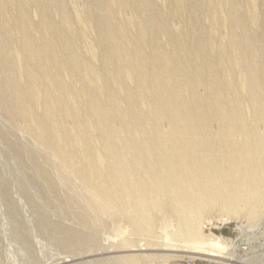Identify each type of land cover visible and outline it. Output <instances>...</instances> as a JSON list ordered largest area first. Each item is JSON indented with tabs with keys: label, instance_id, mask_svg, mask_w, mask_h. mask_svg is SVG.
<instances>
[{
	"label": "bare ground",
	"instance_id": "1",
	"mask_svg": "<svg viewBox=\"0 0 264 264\" xmlns=\"http://www.w3.org/2000/svg\"><path fill=\"white\" fill-rule=\"evenodd\" d=\"M48 1L44 11L58 14L62 31L60 23H56L57 28L49 16H40L37 10L40 18L36 21L30 0H0L4 17L0 28V98L16 99L15 108L7 102L11 112L20 113L23 127L39 147L50 153L65 175L73 176L77 189L86 193L85 203L93 206L89 211L94 213L84 218L96 225L103 217L107 221L124 219L133 227V235L148 238L144 243L148 249L227 246L229 242L212 232L204 233V228L215 225L212 215L222 214L227 220L248 215L253 222L264 210L260 209L264 203H259L264 201V133L258 128L264 123V70L255 46H251L256 44L255 38L237 32L243 22L233 12L234 1L204 0L211 30L216 34L220 32L216 27L222 23V29L226 24L231 38L227 36L223 42L219 37L221 41L213 40L207 50L198 44L192 50L198 25L187 20L194 11L187 0H170L172 9L160 20L154 16L162 10L157 3L152 13L156 20L150 27L144 24V10L152 3L100 0L101 27L108 29L104 42L111 52L103 55L99 68L87 62L88 56L99 61L100 55L97 43L89 41L93 15L87 6L84 13L80 12L83 8L73 12L68 2L74 4L75 0ZM250 1V22L257 24L256 0ZM34 4L33 9L41 7L40 1ZM126 9L133 12L130 19L121 16ZM181 11L186 15L181 17L183 30L178 32L179 26L172 33L170 21L181 16ZM72 19L80 25V33L69 24ZM152 36L158 43L150 41ZM72 37L89 39V49L85 44L87 57L77 54L78 44H67ZM185 58L188 66L179 63ZM189 79L204 87L203 95L199 92L200 97L195 96L196 88L192 94L194 86L191 84L189 90L185 83L191 82ZM195 99L200 101H196L198 105H192ZM214 117L219 123L217 132L209 125ZM118 120L124 125L121 130L115 125ZM169 213L177 221L173 225L167 220L166 224L174 228L156 236L157 217ZM137 241L132 236L106 248L129 251L140 246ZM203 253L209 261L222 263L213 258L217 254ZM183 257L157 252L108 259L111 264H171ZM229 257L230 261L236 258L233 253ZM229 262L224 263L232 264Z\"/></svg>",
	"mask_w": 264,
	"mask_h": 264
},
{
	"label": "rangeland",
	"instance_id": "2",
	"mask_svg": "<svg viewBox=\"0 0 264 264\" xmlns=\"http://www.w3.org/2000/svg\"><path fill=\"white\" fill-rule=\"evenodd\" d=\"M30 1L32 3V5L30 4L31 9L33 10L31 11V14L34 12L35 15L33 14V16L35 20L37 19L36 21H38V18H40L38 14L40 16L47 15V17L49 16V18L51 19V21H53V23L55 22V24L57 23L58 25L60 23L59 30L60 31L63 30L64 25H62L61 18L58 16V14L45 13L44 7H46V4L48 5L49 3L48 0H34L35 2L40 1L41 3V7L34 9L32 7H34L35 2L33 0ZM66 1L68 2L69 0ZM78 1H80V3ZM78 1L75 0L76 3L74 4L72 3L74 1L71 2L69 1L68 7H70V11L73 10V12L74 9L75 11H79L83 8L84 10L80 11L82 13H84V11H86V9L88 8L87 10H89L92 13L93 21L92 23L90 22L91 25L89 27V33L92 34L91 35L88 34L91 40L85 38L86 40L85 41L83 38H81L82 40H80L79 39L80 37L78 39H76V37H72L73 39L69 38L67 44L68 42L69 43L71 42V44H78L80 46V49H78L77 54L80 56L83 55L82 57L84 56L87 57L88 49L90 46V43L87 41L89 40L95 42V44L97 43L96 44L98 45L97 52L100 54L97 57V60L99 61H96V58L94 60V58L92 57H90L91 59H89L88 56L87 62L92 65L96 64L95 66H97L98 68L99 66L102 67L103 55L107 54V51L109 55V53L111 52V48L110 47L108 48L104 42V38L108 35V29L106 27H101V23L104 17L103 14L99 11L97 6L100 0H82L83 4L81 3V0ZM162 1L144 0V2L152 3L151 8L150 6H148L149 8H146V10H144L145 11L144 14L146 15L144 17V24L146 26L148 25L147 27L152 26L153 22L156 20V17L157 20L163 19L164 17L166 18L169 11H171L172 9V7H170L171 1L170 0H166V1L162 0ZM187 1L191 7V10H194L191 12V14L193 13L192 16L190 15L187 20L191 21V23L195 21L196 22L195 27L198 25L195 28L197 29L195 32L197 36L196 39L194 40L195 42L193 41L196 44L193 43L192 50L198 47H202L203 49L205 48L204 50H207L210 45V42H212L213 40L219 39L218 41H221L220 40L221 38L219 37H222L223 38L222 41L224 42L226 41V39H228L227 36L230 37V34H228L230 30L226 26V24L224 27L225 28L227 27L226 28L227 32L224 31V27L221 29V27L224 25L222 23H221L222 25L220 24L221 26L219 25V27H216V30L219 29L220 32L216 31V34H214L215 30L214 31L211 30V28L209 27L211 26L210 25L211 21L208 17V14H206L207 13L205 11L206 2L204 0H200V1L198 0L199 2L197 0H187ZM233 1L235 3L234 5L235 7L232 8L233 12L243 22L241 26L238 27L237 32L239 35H243L247 33L252 35L253 38H255L253 40L255 42L253 43L256 44L255 45L252 44L251 46H255V48L254 47L253 48L255 52L259 54L261 58V60L259 59L260 61L259 63L262 65V68L264 70V0H256L255 2L258 13L257 15L259 19V22L257 24L250 22L251 20V14L249 12V9L251 7L250 0H236V1L233 0ZM197 2L200 5H198ZM75 4L78 5L81 4V5L78 6ZM73 5L76 7H74ZM157 5L158 6L162 5V10L160 11H163V13L161 12L160 14V11H157L156 13L154 12V9L155 8L157 9L158 7ZM77 8L78 10H76ZM149 9L151 14L155 13L154 16L156 17H153V14L149 15L150 14ZM36 10L38 14L35 13ZM128 10L129 9H126V11L124 10L125 12L122 11L124 14L121 12L122 14L121 16L124 15V18H127L129 16L130 19L131 16H133L132 14L133 12L131 10L129 11ZM128 12H130L129 15L127 14ZM94 14H96L95 16L97 17H95ZM157 14L159 16H157ZM180 14L181 16L179 17L177 16L173 19L174 21L176 19L175 23H173L174 21L172 22V20L170 21L172 26L170 25L169 30L171 29L172 33H173L172 30L176 29L179 26L180 27L178 28V32L179 30H183V27L185 25L183 19L186 18L184 17L186 15L184 12ZM190 17L192 19H190ZM3 18H4L3 15L0 14L1 29L3 24ZM178 19H180V21ZM195 22L193 23V25L195 24ZM74 23L75 22L73 20V22H70L69 24L71 26L74 25L73 27L76 28V31H79L80 33L82 30L80 25L78 24L76 25V23L75 24ZM57 24L56 26L58 28ZM94 26L100 29H96ZM209 28L212 32H209L210 31ZM176 30L174 31L176 32ZM94 31L97 33H95ZM100 33L103 34L101 35ZM211 33L213 34L211 35ZM217 33L219 35L221 34V36L218 35V37H216L215 39L214 35L217 36ZM96 35L98 36V38L99 37L100 38L98 39ZM96 38L98 40H96ZM101 38L103 39L101 40ZM97 41L100 44L103 41L100 47H99L100 44H98ZM150 41L158 43V39H155L153 36L150 38ZM199 41H201V43ZM228 41L230 43V40ZM85 44L86 47L88 48L87 50ZM197 44L200 46H198ZM104 47H106V49ZM185 61H187V64ZM185 61L184 59H182L179 63L182 64L183 66L185 65L188 66V59L186 60L185 58ZM97 62H101V63L99 64ZM0 80H2L1 77ZM109 82L111 83V81ZM110 83L108 84L110 85ZM185 83L186 86L189 84L187 86L189 90L194 86L193 87L194 89L192 88L190 90L191 92L192 91L196 92V90H198L195 94L192 92V94H194L195 96L199 92L200 94L202 92V95L204 94L205 92L204 87L198 86L199 87L198 88L197 86H195V84L193 85V81L189 82L186 80ZM2 84H3V80L0 81V91L1 88L3 87ZM94 94H92V96L93 95L95 97L99 96L98 94L96 95V93ZM198 95L197 97H200V95L199 96ZM13 99L14 98L9 97L8 101H10L9 102L10 105L12 102L11 107L15 108L16 104L15 102L13 103ZM100 99H103V97L102 98L100 97ZM8 101L5 100L1 101L0 98V264H111L109 259L115 256L118 257L121 255H129V254H150V253L157 254V252L158 254L159 253L161 254L163 252L164 253L168 252V253L181 254L184 256L183 259L172 260L171 264H216L212 261H209L207 259L208 256L203 252H206L208 254L209 253L217 254V256L213 258L221 260L223 264L228 263L231 260L229 257V253H233L236 256L235 260L229 262L232 264H264V210L260 212L257 220L253 222L249 220L248 215L245 217L243 215H240V217H235V218L233 217L230 218L229 220H227V217L226 219H222L225 218V216L223 217L222 214H220L222 215V218L219 214H218L219 216L218 215L216 216L215 214L212 215V219L215 218L214 222L216 226L211 225L210 229L204 228V233L209 234L210 232H212L216 237H218V239L220 237V239H224L229 243L227 246L224 245V248L212 247L210 245H206L204 247H197V249L201 248L200 251L202 252H200L199 250H198L199 252L196 251L197 250L196 248H191L189 250L183 249V251H173V250L165 251V249H161L162 247L160 248L151 247L150 249H148L149 247L148 248L146 246L144 247V243L147 241L148 238L146 237L145 240L144 239L145 237L143 236L140 237L133 235L132 233L134 230L133 227L124 219L121 218L117 220L108 219L107 221V218L103 217V219L100 220L97 225L96 222H94L93 220L85 219V218H91V216L89 217V214L92 215L94 213V210L91 211V213L89 211V209H91L93 206H91L90 203L89 204L85 203L86 200L88 199L86 193L83 192V190H81L80 188L78 189L81 192L80 191L77 192L78 189L75 186V179L71 178L73 176L70 177L69 175H65L61 171L60 165L58 166L59 163L57 161H54V158L50 157L51 156L49 155L50 153L44 150V148H41V146L39 147V145L37 144L38 142L35 141L36 140L35 137L31 135L30 132H28V130H26V127L25 128L23 127L25 124H24V120H22L21 118L22 116L20 115V113L18 112L19 113L18 114L17 112H15L17 114L16 115L13 112H11L13 111V109L8 105L9 103L7 104ZM14 101H16V99H14ZM196 101L200 103L198 99H195L194 102L192 101V105L195 103L197 104ZM5 102H6V106L5 104H3ZM7 106H9L10 108ZM215 118L216 117L212 118L209 122L210 128L213 130V132L214 131L217 132L219 130L218 129L219 123L218 122L216 123L217 120H215ZM121 122L120 120L116 121L115 125L117 126L118 130L124 128V125H122L123 122L122 124ZM67 124L71 125V121L70 122L68 121ZM163 125H165L164 126L165 129L168 128L167 123ZM258 128L262 133H264V123L259 124ZM55 162H57L58 164ZM73 185L75 186V188L73 187ZM74 189L77 190L75 191ZM79 196L80 198L83 197L81 199H84V201H80L81 199H79ZM85 196L86 199L84 198ZM262 197L264 199V196ZM259 203L263 205L264 201L261 200V202ZM86 204H88L91 207L89 208ZM262 208L264 207H261L260 209ZM86 210H88L89 213ZM83 211L85 214L83 213ZM86 213L88 217L86 216ZM160 215L161 218L157 217L156 219L157 223L155 227V235L158 237L159 236L162 237L167 232L171 231L174 228L173 225L177 221L175 218L176 216H172L173 214H171L172 217L170 216V213L167 214V216L164 214L166 217L170 216L169 217L170 219L166 218L163 214ZM219 217L221 218V220H223L222 222L219 221L220 219ZM167 220H170L171 223H169V221L167 222ZM91 221L93 222L91 223ZM166 222L167 224L173 223V225H171V227H168ZM217 225H219V227H217ZM132 236H134V238L138 240L137 243L140 244V246L134 249H130L129 251L124 250L122 248H119L120 250L116 248H109V249L106 248V246H110L112 243L113 244L118 243L123 239L132 238ZM191 256L195 257L196 259L195 260L192 259Z\"/></svg>",
	"mask_w": 264,
	"mask_h": 264
}]
</instances>
